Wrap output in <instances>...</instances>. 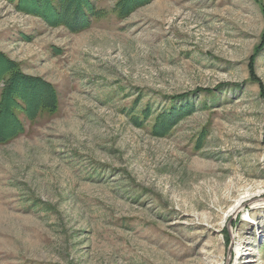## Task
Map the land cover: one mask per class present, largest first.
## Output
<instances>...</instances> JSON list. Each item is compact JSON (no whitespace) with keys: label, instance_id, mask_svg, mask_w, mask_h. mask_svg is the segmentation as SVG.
I'll return each mask as SVG.
<instances>
[{"label":"rangeland","instance_id":"rangeland-1","mask_svg":"<svg viewBox=\"0 0 264 264\" xmlns=\"http://www.w3.org/2000/svg\"><path fill=\"white\" fill-rule=\"evenodd\" d=\"M86 6L0 0V53L46 92L0 143V264H264V0Z\"/></svg>","mask_w":264,"mask_h":264},{"label":"trees","instance_id":"trees-1","mask_svg":"<svg viewBox=\"0 0 264 264\" xmlns=\"http://www.w3.org/2000/svg\"><path fill=\"white\" fill-rule=\"evenodd\" d=\"M16 3L19 11L40 15L55 24L61 21L68 24V27H85L90 25L93 15L88 10L87 0H9ZM145 1V0H144ZM147 1V0H146ZM52 13V15H50ZM92 14V17H91ZM91 17V18H90ZM62 23V22H61ZM0 82L6 86L2 92L0 102V143H8L12 138L22 135L25 132L23 119L31 121L44 101H34L35 93L45 92L41 83L32 81L20 73L17 66L6 59L0 53ZM201 91V90H200ZM46 94V92H45ZM188 94L176 97L179 101L190 105ZM43 100V99H42ZM187 103V104H186ZM183 107H181L182 109ZM150 111V107L141 110L142 115ZM172 112V109H171ZM170 112L169 117L161 121H170L180 112H175L174 116ZM18 113H22L21 120ZM147 114L146 116H148Z\"/></svg>","mask_w":264,"mask_h":264},{"label":"bare ground","instance_id":"bare-ground-1","mask_svg":"<svg viewBox=\"0 0 264 264\" xmlns=\"http://www.w3.org/2000/svg\"><path fill=\"white\" fill-rule=\"evenodd\" d=\"M240 202L237 203V205H235L233 208H232V212L233 213H236L240 210L241 206L239 205Z\"/></svg>","mask_w":264,"mask_h":264}]
</instances>
